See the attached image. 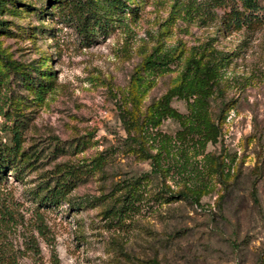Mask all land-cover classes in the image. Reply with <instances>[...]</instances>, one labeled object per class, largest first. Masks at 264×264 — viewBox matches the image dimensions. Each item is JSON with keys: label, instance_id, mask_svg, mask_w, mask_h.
<instances>
[{"label": "rangeland", "instance_id": "374dc122", "mask_svg": "<svg viewBox=\"0 0 264 264\" xmlns=\"http://www.w3.org/2000/svg\"><path fill=\"white\" fill-rule=\"evenodd\" d=\"M123 2L108 3L104 27L89 20L87 35L54 9L0 14L10 30L0 48L16 69L51 71L39 96L19 73L0 77V144L12 127L21 136L0 177V255L8 254L0 264H264V23L228 31L223 8L197 0ZM214 50L226 59L209 101L216 140L180 141L171 117L149 127L146 139L137 131L128 138L121 110L143 113L190 53ZM150 52L172 56L168 69L144 71ZM170 105L188 113L183 98ZM145 151H159L160 171ZM66 177L75 185L58 202H43ZM185 187L198 190L199 203L176 195Z\"/></svg>", "mask_w": 264, "mask_h": 264}, {"label": "trees", "instance_id": "16d2710c", "mask_svg": "<svg viewBox=\"0 0 264 264\" xmlns=\"http://www.w3.org/2000/svg\"><path fill=\"white\" fill-rule=\"evenodd\" d=\"M123 1L124 0H44L42 6L39 5L34 7L27 2L19 0H0V14L4 12L20 14V12L29 11L40 16L45 12L50 14L54 9L60 19L69 24H73L76 30L87 35L93 28V25L88 26L89 20H91L92 23L98 24L101 28L104 27L106 23H103V20H106L109 17L107 12L109 4L113 8H122V5H125ZM197 1L203 3L205 7H222V22L224 28L228 31L240 29L252 31L257 25L264 23L261 0ZM102 6L106 8L103 12H99L97 9ZM5 24L6 21L0 19V34L2 32L10 31ZM224 54L225 52L219 50H214L213 52L206 54L203 51H193L185 58L176 82L168 87L156 100L151 102L143 113L135 111L128 116L126 112L121 110L122 126L126 130V136L134 140L136 136L131 135L130 131H137L138 138L139 136L143 138V136L147 134L145 137L146 139L149 134V127H155L162 117H171L178 120L182 127L176 132V138L180 141H182L184 134H188L195 139L198 144H203L206 140L215 141L219 132V123L218 120L212 118L209 110V101L214 92H219L217 80L220 73L219 69L223 66L226 60L224 59ZM171 60L172 56H168L167 54L162 56L150 52L142 60V69H144V71L157 73L161 70L168 69V64ZM17 67L19 68V64L10 58L9 53L4 52L0 48V77L6 76L9 71L19 73L25 86L36 96H39L40 93L43 92V89L46 88V85L51 78V71L48 66H41L40 64L36 67H29L28 69L30 71H35L34 74H31V72L26 70L20 71L16 69ZM139 79L140 76L137 74L136 80ZM172 97L183 98L186 101V107L188 109L187 114H181L170 105ZM222 109L223 108H221V111ZM0 113H4L1 107ZM9 131L10 137L8 142L0 144V177H3L1 175H3L4 169L9 165H12V162L20 153V132L14 127ZM162 140L164 143L168 141L165 135L162 136ZM163 148H165V145H163ZM144 153L147 157L151 158V168L160 171V163L158 160L160 155L159 151L154 154L146 151ZM98 159L99 157L96 158V161L91 167L99 165L100 161ZM221 170L222 160H215L212 166V171L219 174ZM74 185L75 180L66 177L58 183V186L48 187L40 198L43 202L56 203ZM127 192H129V189H127ZM127 192L123 196L125 197L124 205H127L128 203ZM176 195L189 198L193 202L199 203V192L196 189L185 187L178 190ZM122 206H120L121 208L119 210H123L127 207L124 206L122 208ZM4 211L5 209L1 210L0 208L1 213ZM6 255L8 254L3 253L0 255V262L3 257H8ZM152 262L153 264H158L154 260H152ZM9 263L17 264L13 259L9 260Z\"/></svg>", "mask_w": 264, "mask_h": 264}]
</instances>
